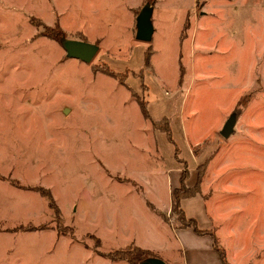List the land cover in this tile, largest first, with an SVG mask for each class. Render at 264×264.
<instances>
[{"label":"rangeland","instance_id":"rangeland-1","mask_svg":"<svg viewBox=\"0 0 264 264\" xmlns=\"http://www.w3.org/2000/svg\"><path fill=\"white\" fill-rule=\"evenodd\" d=\"M182 215L264 264V0H0V264H183Z\"/></svg>","mask_w":264,"mask_h":264},{"label":"water","instance_id":"water-1","mask_svg":"<svg viewBox=\"0 0 264 264\" xmlns=\"http://www.w3.org/2000/svg\"><path fill=\"white\" fill-rule=\"evenodd\" d=\"M153 8L150 5H145L137 16V33L138 40L143 42H151L155 33L153 23ZM63 47L70 58H76L84 62H91L99 52V46L86 41L64 40ZM235 120L230 118L222 129V134L225 137L231 135L234 131ZM142 264H165L159 258H146Z\"/></svg>","mask_w":264,"mask_h":264},{"label":"crops","instance_id":"crops-1","mask_svg":"<svg viewBox=\"0 0 264 264\" xmlns=\"http://www.w3.org/2000/svg\"><path fill=\"white\" fill-rule=\"evenodd\" d=\"M180 184H182L181 179ZM201 229L209 230L208 228ZM181 236L183 239L182 250L184 252L183 264H224L219 251L214 246L215 238L213 234L201 235L194 228L186 227L181 228ZM230 263L238 264L231 261Z\"/></svg>","mask_w":264,"mask_h":264},{"label":"trees","instance_id":"trees-1","mask_svg":"<svg viewBox=\"0 0 264 264\" xmlns=\"http://www.w3.org/2000/svg\"><path fill=\"white\" fill-rule=\"evenodd\" d=\"M60 32V31H59ZM62 33V32H61ZM109 73V72H108ZM111 74L112 76H115L114 73H109ZM162 130L164 132H166L168 135L171 134V129L170 127H165V128H162ZM189 177V173H188V170H185L183 171V174H182V177H181V186H185V182L186 180L188 179ZM44 195H46L47 197L51 198V194H49L48 192L45 193V191L43 192ZM176 198V201L173 205V211L174 212H177L179 211L180 207H179V202L181 200V198L183 197H175ZM179 221L181 222L182 224V227L183 228H186V227H192L194 228V230L198 233V234H213L212 231L209 229V230H206V229H201L198 224H197V221L194 219V218H187L185 217L184 215H182L181 217H179ZM214 246L215 248L219 251L222 259H223V263L224 264H230L228 262V259H227V254H226V251L225 249L223 248H220L217 244V241L215 240L214 242ZM128 252L127 254H125L123 256V259H126V261L129 263V264H139L141 263L142 261H144V259L148 258V252L143 250L142 248H136V251L134 253H131L130 250L126 251ZM137 252V253H136ZM136 253V254H135ZM130 254H134L133 257H130Z\"/></svg>","mask_w":264,"mask_h":264}]
</instances>
